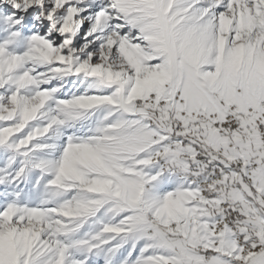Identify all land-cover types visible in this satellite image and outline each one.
Listing matches in <instances>:
<instances>
[{"label":"snow or ice","instance_id":"obj_1","mask_svg":"<svg viewBox=\"0 0 264 264\" xmlns=\"http://www.w3.org/2000/svg\"><path fill=\"white\" fill-rule=\"evenodd\" d=\"M0 264H264V0H0Z\"/></svg>","mask_w":264,"mask_h":264}]
</instances>
